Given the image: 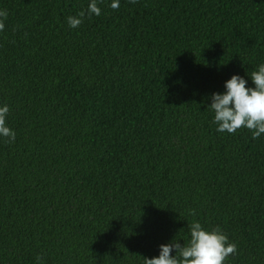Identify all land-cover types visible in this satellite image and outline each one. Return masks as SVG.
<instances>
[{
	"label": "trees",
	"instance_id": "1",
	"mask_svg": "<svg viewBox=\"0 0 264 264\" xmlns=\"http://www.w3.org/2000/svg\"><path fill=\"white\" fill-rule=\"evenodd\" d=\"M88 2L0 0V264H143L194 219L264 264V134L207 107L264 63V0Z\"/></svg>",
	"mask_w": 264,
	"mask_h": 264
},
{
	"label": "clouds",
	"instance_id": "2",
	"mask_svg": "<svg viewBox=\"0 0 264 264\" xmlns=\"http://www.w3.org/2000/svg\"><path fill=\"white\" fill-rule=\"evenodd\" d=\"M120 0H109L108 6L118 8ZM87 13L100 15L97 0H89ZM85 11L66 18L70 28H76L81 23ZM7 11L0 9V30L4 28L3 19ZM252 84L247 86V80L239 75L232 74L223 82V91L210 94V104L207 106L212 115V123L219 133H235L240 128L251 132L252 139L264 134V63L247 74ZM9 107L0 104V138L15 139V132L5 122ZM187 242L170 240L158 246V254L151 258L144 257L143 264H224L229 255L236 253L234 244L228 242L227 236L219 226L206 229L198 220L187 224ZM171 253V254H170Z\"/></svg>",
	"mask_w": 264,
	"mask_h": 264
}]
</instances>
